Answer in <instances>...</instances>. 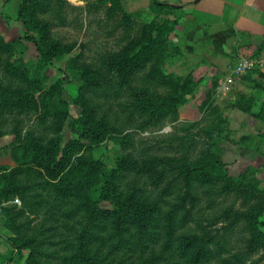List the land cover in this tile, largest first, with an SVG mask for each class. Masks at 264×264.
<instances>
[{
    "label": "trees",
    "instance_id": "obj_1",
    "mask_svg": "<svg viewBox=\"0 0 264 264\" xmlns=\"http://www.w3.org/2000/svg\"><path fill=\"white\" fill-rule=\"evenodd\" d=\"M78 8L94 13L89 25L105 26V34L116 38L115 48L102 46L86 61L88 45L63 43L55 36L54 29L71 24L70 14ZM182 8L161 0H149L137 13L125 11L122 0H91L84 7L69 0L18 3L16 19L24 33L14 39L0 36V112L29 109L51 119L54 133L65 126L69 135L63 143L60 136H17L6 146L14 165H0V201L18 196L21 205L2 208L1 224L11 234L4 239L12 252L0 264H9L16 254L22 257L24 250L23 264H246L256 255L255 263L264 264V188L250 168L232 177L209 149L197 159L153 157L148 161L157 168V185L166 180L159 193H167L165 202L153 200L123 181L122 173L141 169L137 160L120 152L110 160L91 154L105 141L124 139L107 117L87 107L81 96L74 100L77 115L69 114L70 101L61 97L67 76L46 83L45 70L53 61L76 51L66 67L81 87L112 86L120 95L111 90L112 100H123L128 117L145 116L152 125L176 119L197 84L190 75L162 69L168 38L185 17ZM240 103V110L264 123V100L256 107L252 96ZM216 113L212 110L211 120ZM222 123L215 120L206 135H220ZM258 135L264 142V130ZM21 174L25 182L17 178ZM223 195H233V203L218 209L217 198ZM167 196L173 198L167 201ZM38 208L48 228L29 217ZM219 214L228 222H219ZM232 229L248 234L245 249L234 246Z\"/></svg>",
    "mask_w": 264,
    "mask_h": 264
},
{
    "label": "rangeland",
    "instance_id": "obj_2",
    "mask_svg": "<svg viewBox=\"0 0 264 264\" xmlns=\"http://www.w3.org/2000/svg\"><path fill=\"white\" fill-rule=\"evenodd\" d=\"M20 1L0 0V36L4 39H14L24 33L22 24L16 19V8ZM90 1L69 0L76 7H84ZM146 2V0H122V5L125 11L137 13L147 9ZM80 11L81 8H78L70 14V20L73 21L71 24L54 29L55 36L63 43L77 40L88 45V50L85 51L86 61L92 59L93 54L102 46L115 48L116 38L105 34L107 29L105 26L97 27L94 23L89 25L88 20L94 17V13L90 11L86 14ZM195 39H198L195 43L191 41L195 46L186 45L184 36L178 31L177 33L174 31L168 38L167 56L163 57L162 69L165 73L175 76L190 75L197 84L194 92L188 96V101L179 106L176 119H165L155 125L149 123L145 116L128 117L129 112L125 110V106L124 108L120 106L123 100H112L114 97L111 95V90L114 91L115 96L120 95L107 83H103L98 88H86L81 87L76 79L72 80L73 75L66 67V59L76 54V51L54 60L45 70L47 85L59 77L67 76L63 82L61 97L70 101V115H77L78 105L74 100H79L81 96L86 100L87 107L93 106L99 116H106L115 126L120 137L124 138L119 144L105 141L98 145L91 151L93 157L110 160L115 152H120L121 155H127L128 159L131 158L130 160H137L139 166L142 165L141 169L122 173L123 181L129 186L141 188L151 199H159L162 203L165 202L163 195L167 193L159 192L166 180L157 185V168L152 165L154 161L148 160L172 154H185L188 158L197 159L208 149L211 152L215 151L230 176L236 177L250 168L259 187L264 188V142H260L258 135L264 130V123L238 107L240 101H246L250 96L253 97V107L264 100V91L259 87L263 86L264 89V32L259 37H250L234 30H209L199 32L197 37L195 35ZM28 53L35 62L37 55L34 48L31 47ZM243 59L250 60L251 67L244 72L235 73L233 71L235 66ZM62 70L65 72L64 75ZM211 109L217 110V119L211 120ZM215 120L223 121L222 132L214 139H210L206 132L211 129ZM50 125L51 119L42 120L29 109L2 110L0 165L13 168L14 162L6 146L17 136L31 135L43 140L60 136L63 143L69 135L68 128L64 126L60 133H54ZM183 136L184 138L180 140ZM211 141L215 142V147L209 145ZM144 161H148L146 164L151 165L146 167ZM17 178L22 182L26 180V176L22 174ZM166 198L170 201L173 197ZM233 200V195L219 196L216 202L217 208L229 206ZM0 205L1 208L20 206L21 200L15 196L11 200L0 201ZM29 215L36 222H43L44 228L50 226L39 208L35 214ZM218 217L220 218L221 214ZM219 222L227 223L228 220L224 221L220 218ZM27 225L30 228L33 223ZM8 230L1 224L0 233L3 236L11 235ZM229 234L232 236L234 246L240 249L246 248L245 241L248 239V234L245 230L232 229ZM56 248L58 246L50 247L51 250ZM26 254L27 250H24L22 257L14 255L17 264H23ZM257 258V255L254 256L246 264H257L254 261ZM53 263L56 264L57 261L53 260Z\"/></svg>",
    "mask_w": 264,
    "mask_h": 264
},
{
    "label": "crops",
    "instance_id": "obj_3",
    "mask_svg": "<svg viewBox=\"0 0 264 264\" xmlns=\"http://www.w3.org/2000/svg\"><path fill=\"white\" fill-rule=\"evenodd\" d=\"M147 5L148 1L146 0ZM182 4L185 17L176 26L186 45L196 42L201 31H239L250 37L264 32V0H161ZM199 31V32H198ZM189 34V36H188ZM192 44V46L194 45ZM195 46V45H194ZM263 91V86H259ZM12 248L0 233V263L9 257ZM9 264H17L13 259Z\"/></svg>",
    "mask_w": 264,
    "mask_h": 264
},
{
    "label": "built area",
    "instance_id": "obj_4",
    "mask_svg": "<svg viewBox=\"0 0 264 264\" xmlns=\"http://www.w3.org/2000/svg\"><path fill=\"white\" fill-rule=\"evenodd\" d=\"M250 60H247V59H243L241 60L237 66H235V69L233 70L235 73L236 72H244L246 71V69H249L251 67V62H249ZM1 217H2V208H1V205H0V226H1Z\"/></svg>",
    "mask_w": 264,
    "mask_h": 264
}]
</instances>
